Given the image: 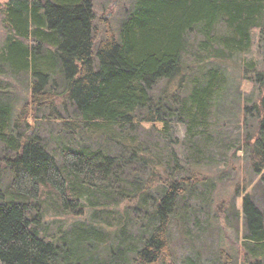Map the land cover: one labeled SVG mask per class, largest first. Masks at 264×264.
<instances>
[{"label":"trees","instance_id":"16d2710c","mask_svg":"<svg viewBox=\"0 0 264 264\" xmlns=\"http://www.w3.org/2000/svg\"><path fill=\"white\" fill-rule=\"evenodd\" d=\"M94 18L93 0H0V74L29 72L34 108L47 107L55 115V100L61 96V104H71L83 126L128 124L132 129L137 123L159 122L167 133L168 121L176 118L189 133L205 137L211 107L220 109L228 96L220 62L246 51L255 34L264 45V0H133L117 30L107 29L95 50ZM221 24L225 33L218 30ZM196 34L203 39L200 51L192 54L197 64L209 60L211 65L182 95L171 85L177 80L183 86L188 72L184 57L190 36L195 39ZM256 65L246 61L245 71ZM251 80L259 82L256 95L236 102L242 114L241 144L264 191V71L257 69ZM0 141L9 152L5 166L10 171V181L0 191V264H105L93 256L98 243L83 251L75 248L85 243L94 225L84 228L85 221H76L71 231L75 238L67 239L47 232L44 210L53 204L64 212L79 206L80 212L95 194L110 192L127 168L146 167L145 153L123 144L130 151L124 159L123 148L114 154L65 144L56 157L39 135L21 131L7 102H0ZM199 168L195 162L176 176L175 167H164L163 176L151 167L145 182L136 181L130 197L143 232L135 243L120 237L116 247L104 244L109 264H159L172 257V214L180 199L208 178L196 175ZM157 176V185H151ZM242 212L240 248L219 249L210 264H264V209L249 191L242 198Z\"/></svg>","mask_w":264,"mask_h":264},{"label":"rangeland","instance_id":"374dc122","mask_svg":"<svg viewBox=\"0 0 264 264\" xmlns=\"http://www.w3.org/2000/svg\"><path fill=\"white\" fill-rule=\"evenodd\" d=\"M132 1L93 0L96 27L93 50L107 29L113 32L117 30ZM218 30L226 32L223 24L218 26ZM195 37L194 39L193 35L190 36L188 54L184 57L188 72L184 76L183 86L179 87L177 80L171 85L172 91L182 95L188 94L193 84L202 76L200 74L211 65L209 60L197 64V55L192 53L200 51L198 43H201L203 37L198 34ZM3 38L4 29L0 23V43ZM263 60L264 45L255 34L246 51L231 56L226 61H219L225 69V75L227 74L224 87L228 96L220 109L211 107L206 122L208 129L203 132L205 137H200L201 132L199 136L189 133L187 125L178 122L176 118L168 121L167 133L159 122L137 123L132 129L128 124L100 128L83 126L73 106L68 103L61 104V96L55 100V115H51L47 107L34 108L30 97L32 78L29 72H20L13 76L1 73L0 102L11 104L13 120L19 123L21 131L39 135L47 149L56 157H59V150L65 144L91 150L102 149L114 154L119 153L123 144H131L138 146L142 150L138 151L145 153L147 157L146 167L133 164L127 168L113 187L109 188L110 192L105 195L95 194L91 197V204L82 207L80 212H77L79 206L70 212H64L49 204L43 217L47 232H59L67 239H73L75 237L71 236V231L75 227L73 225L77 227L78 224H74L76 221H85L84 228H87L89 223L94 225L85 243L74 244L75 248L83 251L85 245L98 243L99 251L93 252L94 258L100 263L109 264L110 255L104 251V244L110 243L116 247L121 244L120 237L127 243H135L143 232L140 227L141 220H136L135 210L132 208L135 199L130 197L131 191L136 188V181L145 182L151 167L163 176L164 167H175V175L179 176L186 172L187 169L184 168L198 162L201 173H194L201 175L200 178L203 175L208 178L191 189L177 203L168 236L173 255L159 264H191L193 261L198 264H210L216 259L219 249H239L245 232L242 198L249 191L253 194L257 206L264 209V191L256 184L259 174L249 168L245 146L241 144L242 114L236 100L241 101L243 97L256 95L254 91L257 90L259 82L251 80V77H254L257 69L264 71ZM246 61L257 62L254 70L245 71ZM164 83V80L158 82L153 94L159 93ZM57 89L61 92V86ZM63 121L69 124L64 125ZM123 149L124 159H128L130 151ZM7 155L9 152L0 141V191H3L10 181V171L5 166ZM154 178L155 180H151L153 186L159 181L158 176ZM230 209L235 212L232 213ZM118 255L119 253L117 257Z\"/></svg>","mask_w":264,"mask_h":264}]
</instances>
